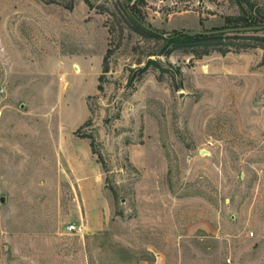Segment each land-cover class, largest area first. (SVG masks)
Segmentation results:
<instances>
[{
  "label": "rangeland",
  "instance_id": "rangeland-1",
  "mask_svg": "<svg viewBox=\"0 0 264 264\" xmlns=\"http://www.w3.org/2000/svg\"><path fill=\"white\" fill-rule=\"evenodd\" d=\"M239 13L0 0V264H264V30L172 41Z\"/></svg>",
  "mask_w": 264,
  "mask_h": 264
},
{
  "label": "trees",
  "instance_id": "trees-1",
  "mask_svg": "<svg viewBox=\"0 0 264 264\" xmlns=\"http://www.w3.org/2000/svg\"><path fill=\"white\" fill-rule=\"evenodd\" d=\"M235 4L239 7L240 13L239 15L227 17L226 21L229 26H238V25H256V24H263L264 23V12L261 8V3L259 0H233ZM132 20L134 24L141 26L153 34L157 36H161L158 33L149 29V26L143 24L133 13H131ZM176 38L173 39V42L176 44H180V46H201L204 47V51L201 53H197L199 55L206 54L209 52V47L214 46L217 47L216 49L225 52V47L228 45H232V43H226L225 40L227 39H259L258 37H250L251 35H240L236 34H214V35H188L181 33L179 31H175L174 33ZM253 36V35H252ZM163 37V36H162ZM164 38H167L164 37ZM264 39V38H262ZM237 46V43H233ZM104 71H107L104 69ZM101 89V86L98 87ZM93 145V142H92Z\"/></svg>",
  "mask_w": 264,
  "mask_h": 264
},
{
  "label": "water",
  "instance_id": "water-1",
  "mask_svg": "<svg viewBox=\"0 0 264 264\" xmlns=\"http://www.w3.org/2000/svg\"><path fill=\"white\" fill-rule=\"evenodd\" d=\"M152 31L158 33L161 36H166L151 27H148ZM264 30V23L263 24H256V25H238V26H230V27H223L217 29H209V30H181V33L188 34V35H214V34H235V33H246V32H258ZM204 152V151H203ZM0 201L2 203L5 202V197H1Z\"/></svg>",
  "mask_w": 264,
  "mask_h": 264
}]
</instances>
